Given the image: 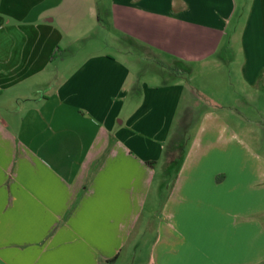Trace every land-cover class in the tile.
Here are the masks:
<instances>
[{"label":"crops","instance_id":"0c3cea01","mask_svg":"<svg viewBox=\"0 0 264 264\" xmlns=\"http://www.w3.org/2000/svg\"><path fill=\"white\" fill-rule=\"evenodd\" d=\"M108 13L124 50L73 53L95 0H0V264H264V160L232 132L198 133L175 167L168 146L190 62L220 70L236 40L240 76L264 86V0ZM132 51L160 78L139 81ZM158 169L174 174L161 199Z\"/></svg>","mask_w":264,"mask_h":264},{"label":"rangeland","instance_id":"374dc122","mask_svg":"<svg viewBox=\"0 0 264 264\" xmlns=\"http://www.w3.org/2000/svg\"><path fill=\"white\" fill-rule=\"evenodd\" d=\"M95 3L97 14L94 19L98 16L99 27L85 39L78 40L72 46V51L73 53L84 52L95 46L99 51L118 55V46L120 45L122 50L125 47L122 41L113 39L109 29L111 19L108 10L111 0H95ZM87 43H89L88 46H86ZM119 54H121V58H126V55H129L134 59L130 64L132 67L136 66L137 69H140L139 81L145 80L148 75H156V78H160L155 70L157 68L155 62L135 60L137 51ZM217 55L221 59L220 70L212 65L201 67L198 66V62L189 63L190 71L185 79V84H188V87L174 110L169 131L168 146L175 145L176 149L180 150L172 167L186 161L193 137L200 132L203 135L235 133L246 139L244 142L256 159L253 160V164H261V161L264 160V86L260 78L251 79L248 83L240 76L238 61L241 55L236 40L227 48L222 47ZM137 96L139 97L138 94ZM208 116L217 120L209 122ZM224 165L225 160L218 155L215 156L211 167L218 170ZM172 170H167V172L163 169L156 170L153 195L158 199L167 193L166 184L171 182L174 175Z\"/></svg>","mask_w":264,"mask_h":264}]
</instances>
